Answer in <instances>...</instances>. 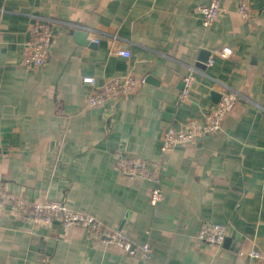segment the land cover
Instances as JSON below:
<instances>
[{"label": "crops", "instance_id": "obj_1", "mask_svg": "<svg viewBox=\"0 0 264 264\" xmlns=\"http://www.w3.org/2000/svg\"><path fill=\"white\" fill-rule=\"evenodd\" d=\"M206 1L0 0V185L20 199L64 201L150 245L148 257L130 254L80 225L35 224L7 201L0 264H264V0H246L249 21L240 0H223L209 26L196 9ZM45 21L50 57L28 68L32 29ZM74 28L96 45L79 44ZM226 45L230 57L197 64L203 51ZM128 73L145 82L88 103L109 77ZM188 75L191 91L181 102ZM226 87L242 97L221 131L162 151L164 131L202 118ZM120 154L160 169L157 205L153 182L123 173ZM205 221L226 225L223 243L198 238Z\"/></svg>", "mask_w": 264, "mask_h": 264}, {"label": "built area", "instance_id": "obj_2", "mask_svg": "<svg viewBox=\"0 0 264 264\" xmlns=\"http://www.w3.org/2000/svg\"><path fill=\"white\" fill-rule=\"evenodd\" d=\"M222 3L223 0H207L197 5L196 9L202 15L203 23L206 26L212 24L223 10ZM239 11L245 21L253 18V13L246 0H240ZM32 31V39L24 57V65L28 68H41L47 63L51 53L50 48L53 40L51 21L38 22L34 25ZM95 41L98 40L95 39ZM119 53L125 56L131 55L129 50H120ZM232 54L233 48L228 45L215 49L211 53L207 65H212L215 62L214 55L227 58ZM83 82L93 84L95 79L92 76H86L83 77ZM143 82H145V77L138 78L132 73L109 77L101 87L88 97V103L90 105L103 104L110 99L132 92L139 83ZM192 82V75L185 77L184 87L178 95L179 101L182 102L188 98ZM241 97L239 91L226 87L219 102L212 106L202 118L193 117L180 128L168 127L162 137V151H168L176 144L184 141H197L204 136L219 133L225 117L234 109ZM117 164L123 173L130 176L145 177L153 182L150 192L151 204L157 205L163 199L159 168L143 158L123 154L118 156ZM7 201L11 202L12 209L17 215L28 218L35 224L46 226L54 221H59L63 225H80L90 234L101 238L108 244H116L130 254L141 251L143 256H149L150 245L148 242L135 243L123 230L107 224L93 214L72 209L64 201L20 199L0 185V206ZM197 235L203 242L221 244L226 238L227 227L220 222L205 221L202 223ZM251 254L258 258L262 257L261 252L258 250L252 251Z\"/></svg>", "mask_w": 264, "mask_h": 264}, {"label": "water", "instance_id": "obj_3", "mask_svg": "<svg viewBox=\"0 0 264 264\" xmlns=\"http://www.w3.org/2000/svg\"><path fill=\"white\" fill-rule=\"evenodd\" d=\"M71 34L74 36V37H78L80 38L77 42L79 44H83V45H96V42L95 41H92L90 38H89V32L85 29H77V28H74L72 29L71 31ZM211 55V53L209 51H203L202 52V55L199 57V61H198V65L203 67V68H206L207 66V61L209 59V56ZM149 79H152L153 80V77L149 76L147 77L146 81H148ZM184 82V81H183ZM184 84V83H183ZM211 95L213 96V98H215L214 100L216 101L217 98L219 97V93H217L216 91H212L211 92ZM221 96V95H220ZM203 138V137H202ZM205 138V137H204ZM195 141H184V142H181L180 145H192L194 144Z\"/></svg>", "mask_w": 264, "mask_h": 264}]
</instances>
